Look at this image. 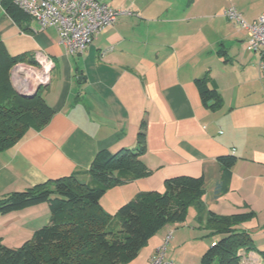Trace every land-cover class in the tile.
Instances as JSON below:
<instances>
[{"label": "crops", "instance_id": "0c3cea01", "mask_svg": "<svg viewBox=\"0 0 264 264\" xmlns=\"http://www.w3.org/2000/svg\"><path fill=\"white\" fill-rule=\"evenodd\" d=\"M100 1L121 11L116 22L83 53L69 54L55 27L42 29L28 16L16 21L0 0V41L11 55L26 52L38 62L14 65L11 85L30 92L47 79L42 95L54 111L41 130H30L18 145L0 151V196L87 170L100 150L135 147L145 121L149 174L109 188L101 199L105 211L114 214L139 192L164 191L169 178L204 176L208 209L256 213L237 227L254 240L249 259L264 264V132L241 93L245 75L257 79L259 63L255 56L243 58L247 34L222 14L234 6L253 21L264 12L260 0ZM236 46L244 51L235 58L244 66L239 76L228 52ZM206 73L209 86L223 97L218 110L201 99L196 79ZM225 154L238 160L227 189L215 198L222 178L217 157ZM50 218L45 202L0 214V238L18 247ZM171 259L182 264L177 256Z\"/></svg>", "mask_w": 264, "mask_h": 264}, {"label": "trees", "instance_id": "16d2710c", "mask_svg": "<svg viewBox=\"0 0 264 264\" xmlns=\"http://www.w3.org/2000/svg\"><path fill=\"white\" fill-rule=\"evenodd\" d=\"M2 3L16 21L28 16L12 0ZM19 62L38 65L26 52L11 55L0 41V151L18 145L30 130H41L54 114L42 95L46 86L32 98L23 97L12 87L10 70ZM209 82V73L196 79L203 104L218 110L223 97ZM146 152L144 121L135 147L116 152L100 150L87 170L0 196V214L44 202L51 212L49 223L22 245L9 247L0 238V264H121L134 258L169 222H183L189 206H194L199 224L219 236L204 252L203 264H239L240 249H255L251 234L237 226L256 213L221 215L208 209L203 199L204 176L169 178L164 191L139 192L114 214L105 211L101 199L109 188L149 174L143 160ZM217 160L222 178L215 187V198L227 189L238 156L225 154ZM83 174L89 179L84 180Z\"/></svg>", "mask_w": 264, "mask_h": 264}, {"label": "built area", "instance_id": "2783aa9c", "mask_svg": "<svg viewBox=\"0 0 264 264\" xmlns=\"http://www.w3.org/2000/svg\"><path fill=\"white\" fill-rule=\"evenodd\" d=\"M26 15L36 20L42 29L53 26L67 53H83L96 35L116 22L121 11L100 0H12ZM223 16L247 34V50L259 55V70L264 77V12L248 21L234 6L223 10ZM45 82L47 79L44 80ZM168 240L159 246L150 264H179L166 257ZM239 264L253 263L244 249L239 250Z\"/></svg>", "mask_w": 264, "mask_h": 264}, {"label": "rangeland", "instance_id": "374dc122", "mask_svg": "<svg viewBox=\"0 0 264 264\" xmlns=\"http://www.w3.org/2000/svg\"><path fill=\"white\" fill-rule=\"evenodd\" d=\"M259 6L264 8V0H260ZM244 51L239 46L230 47L228 49L229 56H231V58H237V54L240 52L247 55L243 56V58H247L250 55L253 57L255 56L258 58L257 60L259 63V55L247 50V42ZM239 62H237V59L234 60L237 76H239L240 71H242V68L244 67ZM260 74L261 73L259 71L256 80H249L252 77L245 75L243 79L246 80V83H242L241 93L244 103H248V114L250 116L252 115L255 121H257L256 124L262 128L261 130L258 128V131L260 130L261 132H264V77L263 74ZM241 76L242 74L240 77ZM244 118L247 120L246 115L243 116V119ZM166 228L167 230L163 233H161L160 229L148 241V243L141 248L139 253L134 258L121 264H150L149 256L155 246V243L158 242V246H161L164 244L165 240H168V244L166 245V257L168 259L177 256L182 264H203V254L214 243L211 242L217 235H211L209 230L202 229L200 227L194 206H189L186 218L183 222L171 221L166 225Z\"/></svg>", "mask_w": 264, "mask_h": 264}, {"label": "water", "instance_id": "95a60500", "mask_svg": "<svg viewBox=\"0 0 264 264\" xmlns=\"http://www.w3.org/2000/svg\"><path fill=\"white\" fill-rule=\"evenodd\" d=\"M47 84V83H46ZM45 82L38 83L36 87L30 92H19L23 97L32 98L34 97L42 86H46Z\"/></svg>", "mask_w": 264, "mask_h": 264}]
</instances>
